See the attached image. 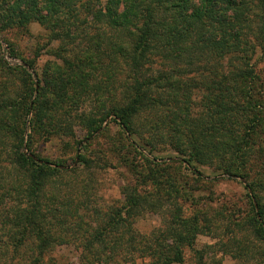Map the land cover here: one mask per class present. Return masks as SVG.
Here are the masks:
<instances>
[{
  "label": "trees",
  "instance_id": "trees-1",
  "mask_svg": "<svg viewBox=\"0 0 264 264\" xmlns=\"http://www.w3.org/2000/svg\"><path fill=\"white\" fill-rule=\"evenodd\" d=\"M35 23L47 46L26 67L0 41V264H63L49 255L69 246L82 264H186L187 250L205 264L196 245L215 224L240 231L234 257L264 264V0H0L1 35ZM44 50L55 60L39 74ZM109 118L140 164L124 163L123 200L103 208L68 182L91 169L82 154L70 170L34 146L76 145L75 125L92 138ZM200 168L241 179L246 196L198 198ZM158 212L162 228L142 234Z\"/></svg>",
  "mask_w": 264,
  "mask_h": 264
},
{
  "label": "rangeland",
  "instance_id": "rangeland-1",
  "mask_svg": "<svg viewBox=\"0 0 264 264\" xmlns=\"http://www.w3.org/2000/svg\"><path fill=\"white\" fill-rule=\"evenodd\" d=\"M29 31V35H27L25 31H18L16 29L4 36L0 34L4 57L11 67H26L25 63L20 60L22 57L28 59L33 56L34 50L46 48L47 41L43 28L38 23H35L30 26ZM8 45L15 50L18 59L11 57ZM59 45L60 43L58 42L53 43L52 48L56 49ZM42 54L43 57L37 66L39 74L45 64L55 60L53 57L46 54L45 50L42 51ZM29 71L33 74L36 89H39L40 84L37 74L30 69ZM112 103L113 100L109 99L108 104ZM92 105L93 102L86 110H93L94 107ZM29 118H32V115H30ZM83 126L84 124L81 122L75 125L76 141L78 142L76 145H74L75 140L67 138H52L49 142L40 139L35 143L34 150L40 157L49 158L52 162H62L65 164V167H68L70 170L77 169V157L82 154L91 164V169L87 170L81 165V171L71 176L68 182H70L73 187L81 183L82 185L89 186V191L92 192L93 199L95 198V201L103 208L116 207L123 200L120 188L128 183V174L124 168V163L140 164L139 160L137 161V158L134 157L135 150L131 147V145L135 147L137 143L129 136L126 138L119 128L116 127V123L112 121V118H109L100 132L94 134L92 138L89 137L87 129ZM29 135L30 124H28L26 129L25 147L27 146ZM69 146H71V149H69ZM26 148L24 152L28 154ZM140 152L152 159V157L141 148ZM200 171L204 174L205 182L200 184L201 190L203 191L196 194L198 198H229L232 199V202H240V200L246 196L247 191H245V184L241 179L234 178L233 180L235 181H231L228 177L217 175L208 168H200ZM185 180L194 186L197 184L194 182L195 178L191 175L186 177ZM78 181H80V183ZM211 190L215 192V194H210ZM86 199L87 198H84L83 200ZM163 216L164 214H160L159 212L158 214L150 213L138 220L136 228L142 234H150L152 231L162 228ZM216 226L217 229L213 230L212 235H201L197 241L196 249H205V264H243V261L246 262V264H254L256 262L253 258L252 260H240V258L237 256L234 257V254L230 252V245H232L233 242L229 244V240H240L239 230L237 232L233 225L215 224V227ZM226 226H229L232 235L229 234L230 232L225 231ZM222 243H227L229 249L227 247V249H220L219 245ZM49 256L63 264H82L80 262V254L73 246L57 248ZM186 264H196V259L190 250H187L186 253Z\"/></svg>",
  "mask_w": 264,
  "mask_h": 264
}]
</instances>
